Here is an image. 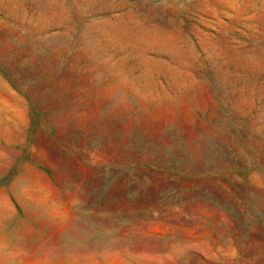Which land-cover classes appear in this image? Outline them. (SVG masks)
Returning a JSON list of instances; mask_svg holds the SVG:
<instances>
[{"label":"rangeland","instance_id":"rangeland-1","mask_svg":"<svg viewBox=\"0 0 264 264\" xmlns=\"http://www.w3.org/2000/svg\"><path fill=\"white\" fill-rule=\"evenodd\" d=\"M0 130V264H264V0H0Z\"/></svg>","mask_w":264,"mask_h":264},{"label":"crops","instance_id":"crops-1","mask_svg":"<svg viewBox=\"0 0 264 264\" xmlns=\"http://www.w3.org/2000/svg\"><path fill=\"white\" fill-rule=\"evenodd\" d=\"M27 122H30V117L27 119ZM7 140L14 141L13 139L7 137L6 132L0 130V142H6Z\"/></svg>","mask_w":264,"mask_h":264}]
</instances>
